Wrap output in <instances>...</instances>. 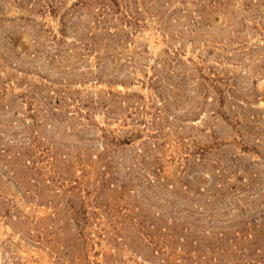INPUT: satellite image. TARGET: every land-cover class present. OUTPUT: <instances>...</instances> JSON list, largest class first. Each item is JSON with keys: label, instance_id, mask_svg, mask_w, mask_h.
<instances>
[{"label": "rangeland", "instance_id": "1", "mask_svg": "<svg viewBox=\"0 0 264 264\" xmlns=\"http://www.w3.org/2000/svg\"><path fill=\"white\" fill-rule=\"evenodd\" d=\"M0 264H264V0H0Z\"/></svg>", "mask_w": 264, "mask_h": 264}]
</instances>
